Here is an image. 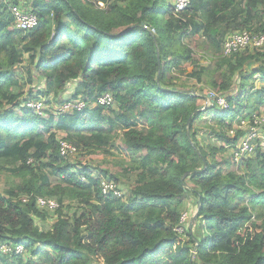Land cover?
<instances>
[{
  "label": "trees",
  "instance_id": "1",
  "mask_svg": "<svg viewBox=\"0 0 264 264\" xmlns=\"http://www.w3.org/2000/svg\"><path fill=\"white\" fill-rule=\"evenodd\" d=\"M19 5L0 0V175L20 180L0 192V247L14 248L0 250V264H264L261 133L252 153L234 156L249 131L243 122L264 117V49L223 55L230 35L264 33V0H192L181 13L174 0H32L25 12L38 25L27 30L17 27ZM186 37L204 38L216 58L212 72L201 66L186 74L206 79L227 109L197 113L203 97L172 77L192 62ZM26 57L45 89L23 98L13 69ZM256 79L263 85L253 90ZM106 92L114 96L109 113L93 107ZM51 96L62 106L77 99L88 106L42 115L27 106ZM208 118L217 145L197 128ZM60 134L91 160L111 149L127 156V173L136 174L128 200L102 192L104 180L122 192L119 174L63 158ZM38 197L60 206L39 208ZM187 199L200 201L199 236L181 222ZM65 205L81 214L69 217ZM51 213L52 226L39 225Z\"/></svg>",
  "mask_w": 264,
  "mask_h": 264
},
{
  "label": "rangeland",
  "instance_id": "2",
  "mask_svg": "<svg viewBox=\"0 0 264 264\" xmlns=\"http://www.w3.org/2000/svg\"><path fill=\"white\" fill-rule=\"evenodd\" d=\"M9 1L13 2L15 0H9ZM16 1L19 2L20 4L19 6L22 11H28L27 8L30 6L32 0H16ZM203 41H204V38H195V37L194 38H187V37L184 38V43L187 44L188 49L192 51L193 53L192 54L193 59H192V62L184 63L181 66V68L174 69L172 71V77H175L176 79H178L177 85H179L180 87H184L185 90L191 91L192 94L199 93L203 97L201 106L209 108L214 105H211V103L207 104V101H206L207 97L211 93H216V92L210 87V84L206 81V79L205 81L200 83L195 77L189 78V76L186 74L187 72H191L197 67H201V66L208 67V68L212 67L211 72L216 67L215 55L213 54V51L211 49L203 45ZM13 71L15 72L16 76L20 80L21 87L19 88L18 91L21 93V90H22L23 98H27L30 91H32L33 95L36 96V94L39 91H43L45 89V77L43 76L42 73L38 72L33 66L29 64L27 57L25 58L24 63L17 65L13 69ZM213 78L218 80V75H214ZM30 81L32 82L30 83ZM254 83L256 86H255V89L253 90L260 89L263 85V83L259 79H256V81L254 80ZM68 95H70L69 91L67 92V94H62L61 98L63 100H66V97H68ZM39 100L43 103L44 109L46 111H50V110L55 111V112L60 111V110L63 111V107H64L62 106L63 103L58 104L57 102H54L52 96L50 98L40 97ZM113 106L114 105L111 106V110L112 108L113 109L115 108ZM107 110H108V113L109 111H111L108 108ZM209 120L210 119L208 118L207 125L197 124V128L200 129L201 134L205 133V135L203 136V140L205 143L208 144L210 142H214L217 145V143L219 142L214 141L215 139L213 137H210L211 136L210 130L212 128L210 126ZM61 137H63V134H60V137H59L60 141L62 140ZM260 137H262L263 139L262 141L264 142V130L261 131ZM116 140H117L116 141L117 146L124 148V146L121 143V140L119 138H117ZM68 161H70L71 163H78V162L90 163V164H93V166H99L101 167V169L108 170L113 175L117 176V174H119V178L121 179L120 187L122 189V195H123L122 198L125 201L128 200L127 195L129 193L130 188L133 186L136 180V174L127 173L130 160L123 153L120 154L115 149H111L110 154L106 156L103 161H101V160H91L88 157V152L81 151L75 155H71L70 157H68ZM19 184H20V180L15 178L12 175H7V174L0 175V192L3 193L4 195H7L8 192L12 188L16 187ZM191 201H192L191 199L185 200L183 215L187 214L188 216H187L186 222L183 223V226H184L183 228L185 230L189 225L190 227L195 226L194 230L196 231V236H199L200 235V229L198 227L199 225L197 223L193 224L196 221L194 220V217L197 213L198 207L195 208L194 203L191 204ZM63 213L68 215L69 217H72L75 214L76 215L81 214V211L80 209L77 208L76 205L75 206L65 205L63 207ZM51 215L53 216V218H50L45 223L38 221L39 225H45L47 227L52 226V224L55 222V216H54L55 214L51 213ZM182 235L184 236L183 239L186 240L187 237H185V232Z\"/></svg>",
  "mask_w": 264,
  "mask_h": 264
},
{
  "label": "built area",
  "instance_id": "3",
  "mask_svg": "<svg viewBox=\"0 0 264 264\" xmlns=\"http://www.w3.org/2000/svg\"><path fill=\"white\" fill-rule=\"evenodd\" d=\"M192 0H174L175 10L177 13H181L188 9ZM99 7H104L105 4L102 2L98 3ZM13 13L17 20V27L20 30L33 29L38 25V18L35 15L28 14L25 11H22L18 8H13ZM262 49L264 48V33L252 34L250 32H236L230 35L223 44V55L228 57L233 55L234 53H238L244 51L246 49ZM211 105H217L222 109H227L228 104L224 98L217 95L216 93H211ZM114 104V96L109 93H103L99 97H97L95 101V106H100L103 108H109ZM28 107L32 108L36 113L42 115L44 111V105L41 101L37 102H29L27 104ZM88 106L84 101L77 99L71 103L65 105L63 111L73 112V111H83ZM261 126L264 127V117L260 119H256L253 123L243 122L242 129L248 127V132L237 150L234 151V156L236 161H240L244 155L247 153L253 152V146L250 144V141L261 133ZM260 127V129H259ZM232 134H234L232 132ZM78 152L77 147L70 143L69 141L62 140L60 142V154L63 158H66L69 155H75ZM101 189L103 194H113L114 196L120 198L122 197V192L119 190V186L108 180H104L101 184ZM37 206L42 209H47L49 211L55 210L59 208L60 204L54 199H44L42 197L37 198ZM187 214L182 217L181 222L184 223L187 220ZM179 233H183L182 228H178ZM0 250L4 254H13L14 248L11 245H2ZM23 248L21 246L16 248V253H21Z\"/></svg>",
  "mask_w": 264,
  "mask_h": 264
},
{
  "label": "water",
  "instance_id": "4",
  "mask_svg": "<svg viewBox=\"0 0 264 264\" xmlns=\"http://www.w3.org/2000/svg\"><path fill=\"white\" fill-rule=\"evenodd\" d=\"M207 104H209V103H211V96L209 95L208 97H207ZM207 109V107H202V106H200L199 108H198V110H197V113L198 112H201V111H205ZM189 124H190V122H189ZM186 176H188V175H186ZM185 176V177H186ZM184 177V178H185ZM194 205L195 206H198V210H197V213H196V215H195V217H194V220H196L197 218H198V216H199V213H200V201L199 200H195L194 201ZM194 220H193V222H194Z\"/></svg>",
  "mask_w": 264,
  "mask_h": 264
},
{
  "label": "clouds",
  "instance_id": "5",
  "mask_svg": "<svg viewBox=\"0 0 264 264\" xmlns=\"http://www.w3.org/2000/svg\"><path fill=\"white\" fill-rule=\"evenodd\" d=\"M72 85L74 86V84H72ZM73 101H75V100H72V102H73ZM34 102H37V101H34ZM66 105H67V104H66ZM64 107H65V105H64ZM64 107H63V109H64ZM93 107H97V106L93 105ZM44 111H45V109H44ZM63 112H65V111H63ZM66 112H67V111H66ZM61 141H62V140H61ZM61 141H60V142H61ZM76 154H77V153H76Z\"/></svg>",
  "mask_w": 264,
  "mask_h": 264
},
{
  "label": "crops",
  "instance_id": "6",
  "mask_svg": "<svg viewBox=\"0 0 264 264\" xmlns=\"http://www.w3.org/2000/svg\"><path fill=\"white\" fill-rule=\"evenodd\" d=\"M73 87H75V85ZM70 96H71V93H70V95H68V97H66V100L69 99ZM63 98H65V97H63Z\"/></svg>",
  "mask_w": 264,
  "mask_h": 264
}]
</instances>
